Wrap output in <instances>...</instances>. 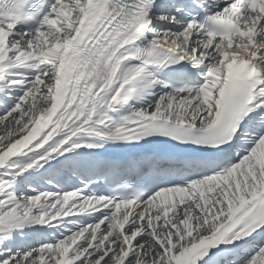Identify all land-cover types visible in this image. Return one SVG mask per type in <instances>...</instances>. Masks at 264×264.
I'll use <instances>...</instances> for the list:
<instances>
[{
	"label": "snow or ice",
	"instance_id": "obj_1",
	"mask_svg": "<svg viewBox=\"0 0 264 264\" xmlns=\"http://www.w3.org/2000/svg\"><path fill=\"white\" fill-rule=\"evenodd\" d=\"M0 264H264V0H0Z\"/></svg>",
	"mask_w": 264,
	"mask_h": 264
}]
</instances>
